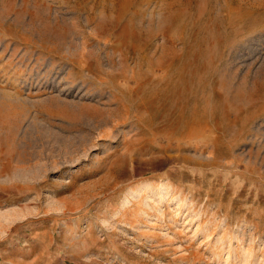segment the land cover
<instances>
[{
  "label": "rangeland",
  "instance_id": "rangeland-1",
  "mask_svg": "<svg viewBox=\"0 0 264 264\" xmlns=\"http://www.w3.org/2000/svg\"><path fill=\"white\" fill-rule=\"evenodd\" d=\"M0 92V264H264V0H0Z\"/></svg>",
  "mask_w": 264,
  "mask_h": 264
},
{
  "label": "bare ground",
  "instance_id": "bare-ground-1",
  "mask_svg": "<svg viewBox=\"0 0 264 264\" xmlns=\"http://www.w3.org/2000/svg\"><path fill=\"white\" fill-rule=\"evenodd\" d=\"M45 109L49 116L64 117L76 128L80 127V125L83 126L81 121L82 116L90 118L91 120L99 116V110L97 108L86 104H81L78 109L74 108L73 104L61 105V107L56 105L54 109L49 107H45ZM23 112V107L16 100H13L7 93L0 92V131L3 128L7 129L5 134L0 135V162L4 169L13 167L15 165L14 163L17 162L15 133L21 127ZM94 124L97 126L96 122Z\"/></svg>",
  "mask_w": 264,
  "mask_h": 264
}]
</instances>
